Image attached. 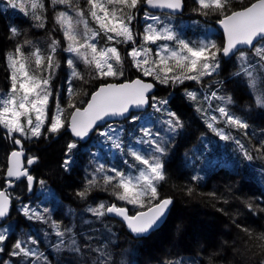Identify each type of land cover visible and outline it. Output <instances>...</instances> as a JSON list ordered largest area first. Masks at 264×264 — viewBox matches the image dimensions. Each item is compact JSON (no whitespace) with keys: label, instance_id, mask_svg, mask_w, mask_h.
Listing matches in <instances>:
<instances>
[{"label":"snow or ice","instance_id":"obj_1","mask_svg":"<svg viewBox=\"0 0 264 264\" xmlns=\"http://www.w3.org/2000/svg\"><path fill=\"white\" fill-rule=\"evenodd\" d=\"M0 5H4L5 11L23 14L26 22H30L29 29H46L48 39L46 47H41L22 26H7L13 47L4 53L9 87L0 92V140L9 144L10 151L7 163L0 167V181H3L0 221L10 216L14 201H19L9 189L18 184H23L29 192L37 184L41 189L46 187L47 181L37 178L30 170L40 158L26 155L27 142L56 140L67 135L69 139L59 167L70 173L76 151L92 136H98L121 154L125 167L109 166L90 153L96 164L90 171L85 170L76 196L87 202L95 191L110 193L125 206L101 201L86 211L102 223L110 216L119 217L136 238H146L166 218L173 203L171 197H161L160 187L168 179L169 154L186 127L170 106L174 91L161 98L156 91L159 86L175 90L186 81L200 85L197 89L184 87L183 96L208 129L222 141H234L245 160L264 159V139L254 146V151L260 153L257 157L230 131L226 132V128L248 129L250 125L243 115L232 110L235 101L224 91L226 80L232 83L235 78V82L244 84L254 96L256 107L264 109V0L237 10L233 0H191V12L196 17L215 16L223 29L220 42L213 38L193 40L176 30L172 18L183 16L188 0H83V4L81 0H0ZM157 10L164 11L158 14ZM192 23L199 21L194 19ZM62 61L68 70L67 88L63 92L53 85ZM225 64H232L236 70L230 77L217 79ZM133 69L138 75L128 79L126 70ZM73 80L94 89L85 93L86 100L73 102L77 95ZM155 113L165 118L152 121ZM126 124L131 127L126 129ZM190 159L200 161L207 157L198 150ZM203 179L199 172L192 176L194 182ZM193 193V188L185 189L186 195ZM127 205L136 209L135 214H129ZM246 207L253 211L259 205L248 201ZM15 210L29 221H51V216L45 215L50 211L47 207L40 210L21 204ZM259 210L264 213V208ZM51 226L59 238V243L54 245L57 251L68 247L83 257L87 249L93 256L92 264H113L111 253L103 244L92 246V237L81 248L72 228L61 230L57 221H51ZM242 231L245 243L255 241L254 247L264 255V231L256 233L248 228ZM10 232L9 227L0 224V264H39L41 260L51 264L47 256L30 246L38 244L36 238L21 237L6 243L11 239ZM215 261L214 254H207V259L198 264H215ZM162 264H181V261L168 260ZM259 264H264V259Z\"/></svg>","mask_w":264,"mask_h":264},{"label":"trees","instance_id":"obj_2","mask_svg":"<svg viewBox=\"0 0 264 264\" xmlns=\"http://www.w3.org/2000/svg\"><path fill=\"white\" fill-rule=\"evenodd\" d=\"M188 4H191V0H188ZM233 4L234 9L241 6V3L234 0ZM186 12L193 14L191 8ZM0 13H2L1 10ZM7 16L0 14V92L7 91L9 87L4 53L13 47V42L8 38L7 26L10 23L5 20ZM206 19L216 22L215 16H209ZM29 23L20 21L19 25L26 31L27 28L29 29ZM40 30L31 29V32L36 31L41 34ZM43 31L45 33L46 30ZM125 67L127 69V64ZM226 69H228V73L224 72V75L218 79L230 77L231 73L236 70L232 64H225L223 70ZM65 71V65H62L53 80L55 88L62 84V92L67 88L65 75L62 76ZM66 74L68 75L67 71ZM136 75L138 73L134 69L132 71L126 70L128 79H134ZM187 82L185 85H188ZM183 86L179 87L180 89H175V95L170 105L185 121L186 127L184 129L185 141L177 146L178 151L168 159L166 164L168 179L160 187L161 197H171L173 200L166 221L160 228L148 234L146 238L138 239L129 233L125 224L111 216L105 218L103 223L96 219L84 226L78 217L77 225L81 227L77 226L75 227L76 230L73 231L75 233L79 230L78 233H75L76 238H78L77 243L83 248L84 242L92 237L93 239L90 241L92 246L99 247L103 244L111 253L113 264H162V261L168 260H180L181 264H198L199 261L207 259V254L215 255V264H259V261L264 259V255L261 254L258 247H254L255 241H252L251 244L245 243V233L242 228L251 229L256 233L264 231V213L259 210L264 208V159L257 158L249 162L244 159L239 150V155L227 154L226 161L222 162V165L217 164L210 170H205L202 162H200L201 171L199 174L202 175L206 172L205 179L199 182L192 181V176L197 172L193 170L192 162L188 158L189 151L191 154L192 146L204 151L206 141L200 138L201 134H205L208 129L199 133L202 130L200 116L184 98L181 90ZM226 86L231 90V95L237 102L240 113L245 107L261 109L256 107L254 97L249 93L248 88L244 84L235 82V78H233L232 83H228L226 80L225 88ZM74 88L77 95L73 97V102L77 103L88 98L85 95L86 92L94 90L91 86H83L80 81L74 83ZM237 90L240 91L242 98L236 97ZM170 91L173 89L159 86L157 95L163 98ZM151 111L152 109L148 110V112ZM158 115L161 114L156 113V116ZM243 116L249 120L247 122L249 125L254 123L255 128L251 132H249V128L244 129L236 137L246 141L248 145L245 146L253 151V155L259 157L260 153L254 151V146L258 144V138L264 135V130L259 128L260 122L264 124V112L259 115L261 117ZM137 135H139L138 132ZM67 140L68 136L63 135L56 140L41 139L35 143L27 142L26 148L29 154L40 158L37 164L30 167L33 171L32 174L47 181L46 185H49L53 198L59 199L58 197L63 196L73 208L80 209L81 212L89 206H96L101 201L109 204L116 203L110 193L103 191L93 192L92 198H89L87 202L76 196V192L81 188L89 160L81 150L75 157L76 162L72 166V171L70 173L63 171L59 164ZM189 143H193V145L190 148H185ZM218 143L221 144L222 142L219 140ZM9 151V144L0 140V167L7 163ZM0 187H3V181H0ZM187 187L194 189L193 195L185 194ZM229 189L231 190L229 191ZM212 193L216 195L213 196ZM12 195L19 197L15 207H17L18 202L22 204L23 202H30L31 207H37V205L44 203L43 201L46 200L49 193H46V189H41L38 184L34 186L31 192L23 184H18L12 190ZM225 200L227 203L224 202ZM248 201L253 202L254 205H259V207L249 211L246 207ZM50 204L47 202L45 206ZM117 204L125 206L123 202H117ZM15 207L12 209L11 223H19V226H22V223H26V218L19 214ZM127 207H129L130 214L135 212L131 205ZM58 215L59 212H56L55 216ZM60 221L58 220V222ZM35 223L36 221L31 220L30 226H35ZM37 224L39 223L37 222ZM42 226L51 230V226L46 223H43ZM108 228L111 229V232L107 231ZM33 234L35 233L33 232ZM64 238L67 240V235ZM56 244V242L51 241L39 250L48 257L51 264H92L93 256L88 253L87 249L84 250L85 255L79 257L68 247L57 251L54 247ZM250 247L252 248L251 252L249 251ZM39 264H45V262Z\"/></svg>","mask_w":264,"mask_h":264},{"label":"rangeland","instance_id":"obj_3","mask_svg":"<svg viewBox=\"0 0 264 264\" xmlns=\"http://www.w3.org/2000/svg\"><path fill=\"white\" fill-rule=\"evenodd\" d=\"M81 4H83V0H81ZM195 20H197V19H195ZM11 21H12V18H10L9 22H11ZM172 24L175 26L176 30L182 36H184L186 38H191L193 40L205 39V38H213V39H216L217 42H220L221 41V39H219L218 37H216L214 35V32L217 31V29H218L216 26L205 25L204 23H201V24L198 23V24H195L194 25L192 23V21H187V20H185V21H178L175 18H172ZM142 25H143V23L141 21V26ZM90 26H92L91 25V22H90ZM44 30H46V29H44ZM141 30H142V28H141ZM26 31L29 33V36L30 37L36 36V37H32L31 39H33L34 41H39V46L46 47V45L48 43L47 30L45 31V33L42 30L41 31V34H39L36 31L31 32V29H28V28L26 29ZM102 43H103V41H102ZM150 47H153L154 48L155 46H150ZM62 65L63 66L65 65V70L68 73L67 66H66V64L63 63V61H62ZM80 68H81V70H84V66L83 65H81ZM66 71L63 72V74H62L63 77L65 75V78H64L65 80L67 78ZM224 72L228 73V69H226L225 71L222 70L221 75H224L223 74ZM76 81L78 82L79 80H73L74 83H76ZM187 83H188V85H185V86H183L181 88L182 91H183L184 87H188L189 89H197V88L200 87V85H197L193 81H188ZM61 87H62V84H61ZM61 87H60V90H61ZM66 87H67V82H66ZM209 87H211V86H209ZM224 91L226 92V94L231 95V90L228 89L227 86H226V88L224 86ZM174 92H175V90H174ZM236 97L242 98L239 90L236 91ZM235 103H236L235 104L236 107L234 108V106L232 105L231 108H232V110L236 109L237 112H235V111L234 112L237 115H246V116L249 115V116H252V117H255V116L261 117L259 115H261L264 112V109H250V108L245 107L242 110V113H240L239 112V106L237 105V102L236 101H235ZM50 106H53V105L50 104ZM157 117H159L161 120H163L165 118L162 115L156 116V113H155L152 116L151 119L153 121H155ZM201 121H202V125L204 127H206V124L203 122L202 119H201ZM251 124L253 125L254 123H251ZM129 127H131V126L125 125V128L126 129L129 128ZM156 127H160V125H156ZM259 128H260V130H264V124H261V122H260V127ZM184 135H185V130H183V134L181 136H179V137L176 138L175 144L173 145V148H172V152L169 154L168 159L174 153H176L178 151L177 146L180 143H183L185 141ZM186 135H188V134L186 133ZM200 139L206 141V151H203V152H204V155L207 157V159L206 160H203V163H202V166H203V168L205 170L212 169L213 167H215L218 164L219 161H221V162L226 161V156H227V152L225 151L226 144L225 143H222L221 146H222L223 149H222V151L220 153H217L218 148L215 147V145H216V143H217L216 141H218L219 137L216 136L215 133H213L211 130L208 129V131H206L205 134L204 133L201 134V138ZM97 141H101V142L98 143ZM89 144L92 145L94 148L92 150H89L88 151V154L91 157L90 162L87 163V166H86V169L88 171H90L91 168L94 167L95 164H96V160L93 159V156L90 153L95 154L96 158L100 162L106 163L109 166H111L112 164H116L119 167H125L123 165V163H122L121 154H118L117 150L111 149L110 146L107 143L103 142L102 138H100L98 136H95L92 140H90V143ZM192 145H193V143H189V144L186 145V147L187 148H190ZM133 146L134 147H140L139 145H136V144H133ZM85 148H87V147H85ZM99 148H101V149L98 151ZM191 148H194V146H192ZM81 150H82V148H79V150L76 151V156H77V154ZM198 150L199 149H194V151L192 152L191 158L194 155L197 154ZM227 150H228V154H232V155H239L240 154L237 145L233 141H231V140L227 144ZM201 161L202 160L196 161V160H193L192 159V167H193V170L194 171L200 173V171H201L200 162ZM202 176L205 179L206 174H202ZM45 189H46V193H49V192L52 193L49 185H46ZM54 193H55L56 197H58V195H57V193L55 191H54ZM58 198L59 199L53 198L52 195H48L46 197V200H44L43 202H44L45 205L47 204V202L48 203H51V204L48 205V206H44V207L41 206L40 207V210H42L45 207L49 208V210H50L49 213H47L45 215L46 216L50 215L51 216V221H57L58 222V220L59 221L61 220L60 223L63 225V228H61V230H63L65 227H67V228H72L73 231H75L76 230L74 228L75 226L81 227V226L77 225V218H78L77 216H81V210L80 209L73 208L69 204V201L66 200L63 196L62 197H58ZM113 201L116 202V203L119 202V201H116L115 199H113ZM26 203L27 202H23V204H26ZM37 207L39 208V206H37ZM56 212H59V215L58 216H55V213ZM82 215H84V216L81 217V218L79 217V218H80V223L83 226L85 224L91 222V221L96 220V218L93 217L91 213L89 214V212H87L86 210H84L82 212ZM34 221H36V223H35V229H36V231L35 232H34V230H32L30 228L27 229L26 225L24 226L22 224V226H20L18 228H15V236L11 240V243L14 242L15 239L18 236H21L22 238L24 237L25 239H27L28 236H33L34 238H36L38 240V244L37 245H30V246L31 247H36V248H41L42 249V248H44L42 246V243H49L51 241H54V242L57 241L58 237L57 236L52 237V233H50L45 227L42 226L43 223H46L47 225L51 226V221H48V222H41V221H37V220H34ZM37 222L39 224H37ZM38 227L39 228L42 227V229L40 228L41 230H38L37 229ZM32 231L35 234H33ZM78 232H79V230L77 232H75V233H78ZM76 240H78V238H76ZM41 262H43V260H41L39 263H41Z\"/></svg>","mask_w":264,"mask_h":264},{"label":"water","instance_id":"obj_4","mask_svg":"<svg viewBox=\"0 0 264 264\" xmlns=\"http://www.w3.org/2000/svg\"><path fill=\"white\" fill-rule=\"evenodd\" d=\"M256 2V1H255ZM157 11H164V10H157ZM218 26H219V28L221 29V31L223 32V29H222V27L218 24ZM111 82H116V81H111ZM19 148V146H17V149ZM25 153H26V151H25ZM21 162H22V164L25 166V160L23 159V158H21ZM10 190V189H9ZM171 207V206H170ZM147 209H145V211H146ZM169 211H170V208H169V210H168V212H167V215H166V218L160 223V225L157 227V228H159V227H161L162 225H163V223L166 221V219H167V217H168V214H169ZM114 216V215H113ZM116 218H118V219H120V220H122L121 218H119V217H116ZM125 223V222H124ZM126 224V223H125ZM156 228V229H157ZM129 231H130V229H129ZM130 233H131V231H130ZM133 234V233H132ZM133 235H135V234H133ZM136 236V235H135Z\"/></svg>","mask_w":264,"mask_h":264},{"label":"flooded vegetation","instance_id":"obj_5","mask_svg":"<svg viewBox=\"0 0 264 264\" xmlns=\"http://www.w3.org/2000/svg\"><path fill=\"white\" fill-rule=\"evenodd\" d=\"M191 6H192L191 4H188V9L191 8ZM188 9H187V10H188ZM187 14H188L187 12L184 13V16L187 15ZM93 137H95V136H93Z\"/></svg>","mask_w":264,"mask_h":264},{"label":"bare ground","instance_id":"obj_6","mask_svg":"<svg viewBox=\"0 0 264 264\" xmlns=\"http://www.w3.org/2000/svg\"><path fill=\"white\" fill-rule=\"evenodd\" d=\"M194 134V133H193ZM111 217H114V216H111ZM115 219H117V218H115ZM118 220V219H117ZM119 221V220H118Z\"/></svg>","mask_w":264,"mask_h":264}]
</instances>
